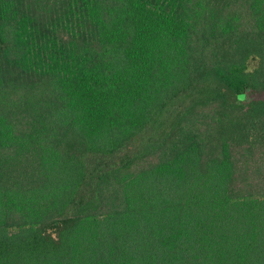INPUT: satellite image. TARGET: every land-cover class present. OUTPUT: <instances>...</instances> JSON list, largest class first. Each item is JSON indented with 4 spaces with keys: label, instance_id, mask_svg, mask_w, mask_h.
Masks as SVG:
<instances>
[{
    "label": "trees",
    "instance_id": "obj_1",
    "mask_svg": "<svg viewBox=\"0 0 264 264\" xmlns=\"http://www.w3.org/2000/svg\"><path fill=\"white\" fill-rule=\"evenodd\" d=\"M0 264H264V0H0Z\"/></svg>",
    "mask_w": 264,
    "mask_h": 264
},
{
    "label": "rangeland",
    "instance_id": "obj_2",
    "mask_svg": "<svg viewBox=\"0 0 264 264\" xmlns=\"http://www.w3.org/2000/svg\"><path fill=\"white\" fill-rule=\"evenodd\" d=\"M254 64H255V62H252V63H251V66H253Z\"/></svg>",
    "mask_w": 264,
    "mask_h": 264
}]
</instances>
